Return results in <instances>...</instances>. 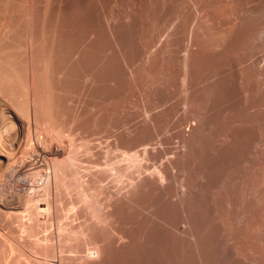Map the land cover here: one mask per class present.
Instances as JSON below:
<instances>
[{"label": "bare ground", "instance_id": "6f19581e", "mask_svg": "<svg viewBox=\"0 0 264 264\" xmlns=\"http://www.w3.org/2000/svg\"><path fill=\"white\" fill-rule=\"evenodd\" d=\"M87 1L82 25L112 3ZM122 2L121 19L104 14L105 57L79 48L68 59L77 2L0 0V42L24 23L29 67L26 110L3 92L0 67V130L16 132L0 144V264H264V0ZM53 32L61 70L128 83L99 117L100 153L69 127L39 126L33 54L45 40L43 58L55 53Z\"/></svg>", "mask_w": 264, "mask_h": 264}, {"label": "rangeland", "instance_id": "374dc122", "mask_svg": "<svg viewBox=\"0 0 264 264\" xmlns=\"http://www.w3.org/2000/svg\"><path fill=\"white\" fill-rule=\"evenodd\" d=\"M66 1V0H65ZM71 2V3H69V2ZM73 0H67V3H68V5L66 4V6L68 7L70 4H72V3H75V2H77L76 3V7H74L73 6V4L72 5H70L69 7L70 8H68V10L70 11V12H68V10H67V12L69 13V15L73 18V16H75L74 18H75V20H76V22H77V19H79V18H77L78 17V12H80V11H84V9H85V11H86V9H88V5H91L92 3V1H90V3H89V1H87V3L86 2H83V1H85V0H81L80 2L79 1H77V0H74L73 2H72ZM117 1V2H116ZM123 0H112L111 2L112 3H110V6L109 7H106V9H105V7H104V10H102V11H100V12H102L103 13V15H102V13H100L101 14V16H100V14L97 16L98 17V19H92V17H90L91 19L89 20H85V22L86 23H83V25L81 24L82 22L81 21H79L80 22V26H79V24H77V23H79V22H75V20L73 21V23H70V22H72L69 18H68V23L70 24L68 27V35H67V37H69V39L67 38V46L69 47V46H73V47H69L70 48V50L68 49V47H66L64 50H65V54L67 55H65V54H63L62 55V48H60V39H59V35L57 36L54 32L52 33V34H54L55 35V37H56V39H57V41H56V39H54V38H52L53 40H55L54 42H57V43H59V44H57V43H55L56 44V46L55 47H57V45H58V47L56 48V50H57V54H56V50H55V53H51L50 51H49V55L47 54V56L49 57L47 60L49 61V62H51L52 60H53V62L52 63H48V61L46 60V59H44L45 57L43 56V51H41V50H43V46H42V44H46V40L44 41V42H38L37 43V46L35 47L36 49H34L35 51H34V54H35V56H34V54H33V57L35 58L34 60H33V62H32V64H33V68L35 67V69H34V72H37L36 73V84H37V88H38V91L40 92V94H39V101H38V104H39V108H40V111H39V113L41 114H39L40 115V119H39V126H41V127H43V128H47L48 126H49V123L50 122H52L54 125H56V127H61V129H66V130H68L67 128L69 127V130H72V132H77V134L75 133V140L76 139H78L77 141H75L77 144H83V143H85L86 141H88V140H90V142L88 143V144H91V146H92V149H93V145H94V149H95V146L97 145V146H99V136H100V132H101V130H103V126L100 124V120H99V117L102 115V114H108L109 116L111 115V113H113V106H114V102H115V99L116 98H119V97H123L124 99H126L128 96H129V88H128V83L126 82V81H122V82H117V80H115V79H113V78H111V75H109L111 72H105V71H101V73H100V76H99V78H98V81H96L95 83H94V85L93 84H91V82L90 81H88V80H86V78H85V72H84V70H81V69H78V70H80V71H78L77 69H68V70H61L60 68H59V66L57 65L58 63H56V61L57 62H59V60L62 58V56H66V58L68 57V59L69 58H72V57H70V56H72V54H73V51H76V50H78L79 48V50L80 51H82V53H80V54H82L83 55V57L85 58L86 56L89 58V57H91V56H93V52L92 51H95L94 52V56H96V54H97V56H99V54L102 56L103 55V53H105V44L104 43H101V41L102 42H105L104 41V38L102 37V36H104V30H105V27L107 26V20L109 19V20H111V19H113V20H119V19H121L122 18V15H123V13H120V12H122L121 10L123 9L122 8V6H123V2H122ZM79 2V3H78ZM82 2V4H85V5H87V8H84L83 6H79V5H82V4H80ZM114 3H116V5L114 4ZM78 4V5H77ZM111 4H113L114 6L112 7V5ZM120 4V5H119ZM84 5V6H85ZM118 5V6H117ZM72 6H73V8H72ZM78 6H79V8H78ZM101 7L103 6V4H101L100 5ZM66 7V8H67ZM82 7H83V10H82ZM112 7V11H111V8ZM81 8V9H80ZM107 8H108V10L110 11V13L112 12H114V15L115 16H117V14H118V16L117 17H111V16H114L112 13L111 14H109V11L107 10ZM72 9H74V10H76V12H74V13H72V14H70L71 12H73V11H71ZM78 9H79V11H78ZM101 9V8H100ZM103 9V8H102ZM116 11H115V10ZM119 9V10H118ZM105 10H106V12H105ZM68 13H67V15H68ZM105 13H107L106 15H108V19H107V17H106V15L104 16V14ZM75 14V15H74ZM119 14L121 15V17L118 19V17H119ZM68 15V17H70ZM103 16V17H102ZM97 17H95V18H97ZM101 17V18H100ZM71 18V19H72ZM73 18V19H74ZM94 18V17H93ZM111 18V19H110ZM115 18V19H114ZM117 18V19H116ZM99 20V21H98ZM103 20V21H102ZM91 21V22H90ZM84 22V21H83ZM89 24H88V23ZM79 26V28L77 27V25ZM92 23H93V25H92ZM98 23V24H97ZM105 23V24H104ZM73 24H75L76 26H75V29L74 28H72L71 29V27L73 26ZM85 24H88V26L90 27V24L92 25L91 26V30L88 28V26L86 27L85 26ZM96 24H97V26H96ZM100 25H101V27H100ZM83 26V27H82ZM86 27V28H85ZM93 27V28H92ZM102 30H100L99 28ZM19 28V29H18ZM83 28V29H82ZM95 28H98V29H96V32H95ZM104 28V29H103ZM71 29V30H70ZM78 29H80V30H78ZM85 29H88V31L86 30L85 31ZM82 30H84L86 33V35L84 34V31H82ZM93 30V31H92ZM73 33H72V32ZM92 33H91V32ZM104 31V32H103ZM69 32H70V34H69ZM75 32V33H74ZM79 32V33H78ZM81 32V33H80ZM90 33V37L88 36V38H87V34L88 33ZM97 33L98 35H100V38H99V36L97 35L96 36V34L95 33ZM98 32H100V33H98ZM95 34V37H97V39H95V42L94 41H91L90 40V38H91V36L92 35H94ZM103 34V35H102ZM53 35V36H54ZM71 35V36H70ZM74 35V36H73ZM11 36H12V38H11ZM10 37V38H9ZM70 37H72V38H70ZM94 36L91 38V39H93L94 40V38H95ZM101 37H102V39H101ZM99 38V39H98ZM26 39H27V37H26V27H25V25H24V23H22V25L21 26H18L17 28H16V30L14 31L13 30V32L11 31V33H10V35L6 38V39H2L1 40V42H0V67H2L1 69L3 70L2 72L4 73V71L6 72V74L4 75L3 74V81L5 80V82H3L4 84L3 85H5V83H6V86H2L3 87V92H5L6 90L5 89H7V91H9L10 89H11V87L14 89V91H16L18 94H15V95H18L17 96V100H15V102L13 101V103L11 102V104H14V106L17 104V105H19V106H15V107H21V108H23L24 110H26L27 109V106L29 105V103H28V101H27V97H25L26 95V91H27V89H29V88H26L25 89V86L26 85H29V83H27V82H29V79H27V78H29V67H26L27 68V73H26V71H25V66L27 65V62L26 61H28L27 60V50H26V47H25V45H26ZM46 39V38H45ZM72 40V41H71ZM87 40H90L93 44H96L95 46L90 42V41H88L87 42ZM69 41V42H68ZM70 41H71V43H70ZM97 41H98V44H97ZM73 42V43H72ZM89 43V45H87V44ZM40 44V45H39ZM70 44V45H69ZM91 44H92V47L93 48H95L97 45L99 46H97L94 50H91V49H93L92 47H91ZM100 44V45H99ZM102 44V45H101ZM104 44V45H103ZM3 45V46H2ZM80 46V47H79ZM87 46H90L89 47V49H88V47ZM102 46H104L103 48H102ZM75 47V48H74ZM77 47V48H76ZM84 47V48H83ZM58 48L60 49L59 51H58ZM75 50H74V49ZM81 48H82V50H81ZM41 49V50H40ZM62 49V50H61ZM67 49V50H66ZM89 52V51H91V52H87L86 50ZM96 49H98V51L96 50ZM103 49V50H102ZM3 50V51H2ZM84 50L86 51V52H84ZM38 51H40L41 52V54H40V52H38ZM69 51V52H68ZM103 53H102V52ZM70 52H72V53H70ZM97 52V53H96ZM4 53V54H3ZM60 53H61V55H60ZM70 53V54H69ZM87 54V55H85V54ZM50 54H51V57L53 58H51L50 57ZM54 55V57H53V55ZM68 54H69V56H68ZM40 55V56H39ZM55 55H56V57L57 56H59V57H55ZM91 55V56H90ZM105 55V54H104ZM102 56V57H105V56ZM47 56H46V58H47ZM81 56V55H80ZM40 57V58H39ZM44 57V58H43ZM74 57V56H73ZM82 57V56H81ZM50 58L52 59V60H50ZM3 59V62L1 61ZM39 59V60H38ZM43 59V60H42ZM57 59H59V60H57ZM47 61V62H45V61ZM36 61V62H35ZM40 61V62H39ZM41 61H43V62H41ZM54 61H55V63H54ZM10 62V63H9ZM24 62V63H23ZM36 64H35V63ZM9 63V64H8ZM12 63V64H11ZM25 66H24V65ZM42 64V66L40 67V66H38V65H41ZM48 64V65H47ZM52 64H54V66L52 65ZM55 64H56V68L57 69H55ZM11 65V66H10ZM37 65V66H36ZM47 66V67H46ZM50 66H53L54 67V69H53V67H50ZM39 67H40V69H39ZM37 68H38V71H36L37 70ZM8 70V71H7ZM45 70V71H44ZM51 71V73H50V71ZM71 70V71H70ZM40 71V72H39ZM57 71V72H56ZM61 71V72H60ZM78 71V72H77ZM82 71H83V74H82ZM45 72H47L46 74H45ZM40 73H42V77H41V74ZM49 73H50V77H49ZM62 73V74H61ZM103 73H105V74H103ZM44 74V75H43ZM60 74V75H59ZM78 74V75H77ZM108 74V75H107ZM25 75H27V76H25ZM40 75V76H39ZM80 75V76H79ZM46 76V77H45ZM51 76H52V78H51ZM77 76H79V77H77ZM105 76V77H104ZM22 77H24L23 79H24V81H26V82H24V84L22 83L23 82V79H22ZM108 77V78H107ZM39 78V79H38ZM45 78V79H44ZM49 78V79H48ZM80 78H82V79H80ZM107 78V79H106ZM141 78H142V76H141ZM48 79V80H47ZM84 79V80H83ZM103 79V80H102ZM110 79H111V81H110ZM105 80H108V82L107 81H105ZM49 81V82H48ZM86 81H88L87 83H86ZM112 81H114V83L112 82ZM41 82H43V83H41ZM48 82V83H47ZM90 82V83H89ZM27 83V84H26ZM111 83V84H110ZM11 86H9V85ZM26 84V85H25ZM87 84V85H86ZM88 84H90V85H88ZM99 84V85H98ZM52 85V86H51ZM92 85V86H91ZM98 87H97V86ZM102 85V86H101ZM117 85V87H115ZM86 86V87H85ZM90 86V87H89ZM9 87H10V89H9ZM26 87H28V86H26ZM93 88V89H92ZM113 88V89H112ZM13 89H11L10 91H12ZM44 89H45V91H44ZM48 89H49V91H48ZM127 91H126V90ZM5 90V91H4ZM26 90V91H25ZM96 90H97V92H96ZM121 90V91H120ZM121 92V93H120ZM122 92L124 93H126V95L125 94H122ZM7 93V92H6ZM5 93V94H6ZM93 93V94H92ZM128 93V94H127ZM8 95H10L9 97H12V98H14V94L12 95V92H11V94H9V92L7 93ZM20 94V95H19ZM24 95V97H23V95ZM42 94V95H41ZM120 94H122V95H120ZM117 96L116 98L115 97H113V96ZM42 96V97H41ZM43 96H45L44 98H43ZM127 96V97H126ZM23 97V98H22ZM12 98H11V101H12ZM41 98V99H40ZM111 98H112V100H111ZM15 99H16V97H15ZM42 99H44V100H42ZM49 99H51V100H49ZM14 100V99H13ZM114 100V101H113ZM104 101H106V102H104ZM107 101H111L110 103L112 104H110L109 102H107ZM26 102H27V104H26ZM52 105H54V106H52ZM111 105V106H110ZM48 107V108H47ZM110 108V109H108V108ZM75 112H77L76 113V116L74 115L75 114ZM99 112V113H98ZM104 112V113H103ZM61 113V114H60ZM83 114V115H82ZM73 115V116H72ZM62 116V117H61ZM86 116V117H85ZM92 116V117H91ZM73 117V118H72ZM80 117H82V120H81V118ZM84 117V118H83ZM72 118V119H71ZM89 118H91V120L89 119ZM96 118V120H94ZM25 119V118H24ZM64 119V120H63ZM27 119H25V121H26ZM53 120V121H52ZM68 120V121H67ZM71 120H73L72 121V126H74V127H72V126H69V125H71ZM78 120H80L79 122H78ZM85 120V121H84ZM63 121V122H62ZM74 121L76 122V123H74ZM27 122V121H26ZM62 122V123H61ZM69 123V125H68V123ZM93 122H95V124L93 123ZM99 122V124H97ZM67 123V124H66ZM74 123V124H73ZM82 123V124H81ZM92 123V124H91ZM27 124H28V122H27ZM76 124H78V125H76ZM87 124V125H86ZM9 124H5V128L4 127H2L3 129L2 130H0V133L2 134H0V144L1 145H4V144H6V145H8L9 144V139L11 138V137H13V136H15L13 133H16L15 131H13L12 130V128L9 126ZM62 125V126H61ZM76 125V126H75ZM81 125V126H80ZM99 125V126H98ZM39 126H37L36 127V125L34 126H32V132L34 133H32V136H33V141H35V140H38V136L37 135H40L39 137V140L40 139H42V136L44 135L43 133H40L39 134V132L41 131L42 132V130L40 129V127ZM78 126V127H77ZM88 126V127H87ZM92 126V127H91ZM96 126V127H95ZM64 127V128H63ZM84 127V128H83ZM94 127V128H93ZM101 128L100 130L98 129V128ZM8 128H11V130L10 129H8ZM26 128H28V126H25V129L23 130V131H21L22 133H18V136H17V139H16V141H17V147H18V149L21 151V152H19V150H18V154H21L23 151H25L26 149H29L30 148V140L28 139L29 138V135L27 134L26 135V133L28 132V129H26ZM76 129L75 131H74V129ZM82 128H83V130H82ZM86 128V129H85ZM89 128V129H88ZM36 129V130H35ZM80 129V130H79ZM98 129V130H97ZM35 130V131H34ZM39 130V131H38ZM92 130V131H91ZM95 130V134L93 133V131ZM25 131V132H24ZM24 132V133H23ZM36 132H37V134H36ZM80 132V133H79ZM83 132V133H82ZM86 132V133H85ZM90 132V133H89ZM96 132H99V134L98 133H96ZM12 133V135H10ZM36 134V135H35ZM81 136H80V135ZM83 134H88L87 136L89 137H87V136H85V135H83ZM90 134V135H89ZM79 137H78V136ZM97 135V136H96ZM99 135V136H98ZM26 138H25V137ZM78 138H77V137ZM84 138V140H83V138ZM91 137H93L94 139H91ZM95 137H96V143H98V144H94L95 142ZM37 138V139H36ZM80 138V139H79ZM28 139V140H27ZM87 139V140H86ZM23 140V141H22ZM80 140H81V143H80ZM3 141V142H2ZM26 141H29V142H26ZM84 141V142H83ZM94 142V143H93ZM23 144H24V147H22L23 146ZM25 144H27L26 145V147H25ZM60 144H63V145H67V143L66 142H60ZM1 145H0V148H1ZM84 145V144H83ZM90 146V147H91ZM96 146V150L95 151H97V152H99V149H97L98 147ZM25 149V150H22V149ZM94 151V150H93ZM84 151H82L81 153H83ZM100 153V152H99ZM86 154H85V152H84V154L83 155H80V157L82 156V159H84V157H85V159H89V158H87V155L85 156ZM81 159V158H80ZM87 160H86V162H87ZM85 161V160H84Z\"/></svg>", "mask_w": 264, "mask_h": 264}]
</instances>
